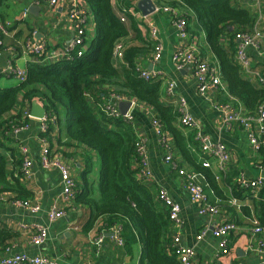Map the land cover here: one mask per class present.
I'll return each mask as SVG.
<instances>
[{"label":"crops","instance_id":"0c3cea01","mask_svg":"<svg viewBox=\"0 0 264 264\" xmlns=\"http://www.w3.org/2000/svg\"><path fill=\"white\" fill-rule=\"evenodd\" d=\"M76 1L86 17L84 39L88 40L93 35V18L85 0ZM138 1L112 0L114 11L117 14L123 9L130 11L147 38L152 39L150 30L152 27L155 29L156 37L152 41L160 44V57L154 59L151 50L136 60V66L141 70H155L160 73V102L171 106L175 111L174 125L182 132L185 146L192 158L201 165L207 162V167L215 175L216 189H212L208 186L205 177L197 172L200 173L198 180L208 201L217 205L218 212L213 216L197 213L198 204L190 198L182 176L163 160L164 147L152 125L150 109L148 111V107L135 104L129 109L130 124L136 133V138H143L146 143L145 161L151 171V179L145 182L152 185L155 193L159 190L165 191L166 195L179 205L180 241L182 245L193 248L191 264H264V253L257 248L251 233L252 221L258 222V200L264 202V198L259 197V193L254 195L252 189L246 186L248 182L257 179H260L264 185V150L255 151L248 141L247 132L239 125L224 126L220 110L214 102L225 103L230 100L244 112L246 109L237 99L228 98V94H219L215 91L208 97L200 95L191 68L184 66L177 69L171 62V54L181 42L172 21L173 13L165 9L170 7L160 6L157 0H150L155 10L143 16L137 8ZM237 2L253 15L254 22L249 31L259 32L256 46L246 48L250 70L264 77V0H260L257 4L250 0H237ZM70 3L71 0H55L54 4H50L49 0H0V26L3 28L0 29V89H6L5 79H17L9 73L11 68L25 69L27 62L33 58L25 49L28 41L45 42V52L41 55L40 61L50 62L62 58L75 29V24L68 18ZM31 5L38 7V10L29 11ZM173 9L180 16L187 13L178 8ZM24 11L26 15H23ZM186 17L187 31L190 39L196 41L199 56L210 65L218 66L205 42L203 29L194 16L187 14ZM133 43L137 44L138 41L134 40ZM121 61L122 58H114L117 67L122 63ZM251 81L259 87L257 79ZM170 84L171 90L168 88ZM108 100L109 98H106L104 102ZM26 109L29 112L30 105L26 107L19 103L16 110L24 112ZM183 114L192 118V125L180 124L179 119ZM28 117L27 125L17 132L10 131L3 145L15 149L14 153L20 158L19 146H26L32 165L30 176L20 178L30 194L24 201L37 205L39 210L31 213L11 203L15 200L12 193H0V228L16 234L8 243L9 246L4 248L0 246V258L26 253L30 256L47 257L57 264H139L142 257L141 243L129 222L123 217H102L89 231L84 230L91 215L89 208L74 202V199L62 200L58 170L53 168L45 170L40 166L43 144L40 138H43L41 134L44 133L40 132V127L43 123L47 124V120L36 119L30 115ZM47 130L52 137L51 154L59 156L69 164L76 182V190L80 189L81 175L88 164L83 150L75 144L62 145L56 142V137L61 142L66 140L61 125L51 124L50 128L47 126ZM197 134L206 136L211 143L220 142L224 145L229 159L222 170L218 168L217 160L209 158L200 151L199 142L196 140ZM166 141L179 168L193 171L188 163L178 156L167 137ZM90 163L92 171L89 176L93 182L94 195H97L99 159L96 154L92 153ZM14 169L18 167L9 164L11 173L8 178L12 179ZM155 196L156 202L167 210L158 200L157 194ZM56 203L64 210V214L56 220H50L48 213ZM225 221L235 222L239 230L227 236V251L221 253L219 248L221 239L214 237L210 231L214 226ZM170 225L169 241L171 242L173 232L171 221ZM37 227L46 230V237L40 245L31 242V236ZM114 229H119L121 233L123 240L121 245H118L113 238ZM203 229L208 230L198 239L197 236ZM99 236L102 237L100 243L91 242Z\"/></svg>","mask_w":264,"mask_h":264},{"label":"trees","instance_id":"16d2710c","mask_svg":"<svg viewBox=\"0 0 264 264\" xmlns=\"http://www.w3.org/2000/svg\"><path fill=\"white\" fill-rule=\"evenodd\" d=\"M157 2L160 6L184 10L187 13L182 16L186 21L187 14L195 17L205 33V42L216 59L228 94L248 113L254 114L264 100V86H255L235 58L236 35L249 31L254 22L249 10L237 0ZM85 3L93 18V35L84 39L81 54L72 51L50 62L40 61L42 56H33L26 64L24 80L16 86L0 89V193H12L13 198L19 200L30 195L20 179L21 158L14 153L15 149L5 147L3 141L8 139L10 131L28 123L29 117L16 110L17 105L28 107L36 99L46 110L47 126L61 125L64 129L66 140L61 142L56 137V142L75 144L87 159L80 189L77 188L74 196V202L90 210L84 230L89 231L102 217L121 216L129 222L141 243L139 264H179L170 246L171 225L167 210L156 202L157 193L152 185L140 177L136 133L130 122L106 115L100 105L106 98L110 100V96L116 95L148 107L178 156L191 170L200 172L212 189H216L215 175L209 167L198 164L187 150L182 132L174 125L175 111L160 102L161 80L139 77L136 60L154 50L152 39L142 33L130 12L121 10L117 14L112 0H85ZM134 40L138 43H133ZM118 43L123 46L119 67L114 64L113 57ZM41 137L47 141L51 152L49 130ZM92 153L99 159L97 195H94L89 176ZM11 163L18 167L12 171V179L8 178ZM258 193L264 198V185ZM257 207L258 222L264 227V202L259 199ZM15 236L14 232L0 228V246H9Z\"/></svg>","mask_w":264,"mask_h":264},{"label":"built area","instance_id":"2783aa9c","mask_svg":"<svg viewBox=\"0 0 264 264\" xmlns=\"http://www.w3.org/2000/svg\"><path fill=\"white\" fill-rule=\"evenodd\" d=\"M250 1L257 4L260 0ZM49 2L50 4H54L55 0H49ZM165 9L173 13L172 21L177 32V37L180 39L181 42L178 46L174 48L171 54L172 64L177 69L182 68L184 66H189L191 68L192 75L196 81V89L200 95L208 97L211 93L215 91L219 94L224 93L227 95V88L221 80L219 67L210 65L204 58L199 56L196 41L190 39L189 37L186 19L180 16V14L173 8ZM123 11L127 12L128 10L123 9ZM23 15H26V11H24ZM68 18L70 19V22H73L75 24V29L73 38L65 49L63 56L69 55L72 51H75L77 55H80L83 50L82 45L85 37L84 26L86 23V17L84 12L79 9L76 0H71L70 9L68 11ZM121 20H124V18H121ZM0 29L2 30L3 28L0 26ZM236 36L237 46L235 58L237 63L241 66L245 74H247L253 80L257 79L258 83L264 86V77L251 72L249 67V57L246 52L247 47L256 46L259 32L256 30L240 32ZM150 37L152 38V40H154V38L156 37V31L153 27L150 30ZM25 49L27 52L32 54V56L40 57L43 52H45V42L28 41L25 44ZM122 50V44H116L113 51V57L121 59ZM160 54V44L158 42L154 43L153 58L158 59L160 57ZM9 73L14 75L19 81H22L25 78V69L11 68L9 70ZM139 77L143 78L144 80H156L160 78V73L155 70L139 69ZM171 87L172 86L170 84L168 86L169 90H171ZM228 96V98H232L229 94ZM116 100L130 101L131 106L129 107V109L133 105L137 104L132 99H123L116 95H112L110 96L109 101L103 102L100 105L101 109L106 115L110 117H121L124 120L130 122L131 115L129 114V109L124 115H122L118 110L117 105L114 103L116 102ZM214 103L215 106L220 110L221 121L224 126L232 127L233 125H239L247 132L248 141L255 151L264 149V100L259 104L254 114H250L247 111L244 112L242 108L233 105L230 100L225 103H218L217 101H215ZM23 113L26 116H29L28 110H25ZM45 118L46 116L43 119L45 120ZM150 118L152 125L156 130V134L161 138V142L164 147L163 160L169 163L172 168L176 169L179 176H182L185 188L188 191L190 198L198 204L197 213L200 215H215L218 212L217 205L211 204L208 201L203 191L202 185L198 180L200 173L179 168L177 162L173 158V153L166 141V136L164 132L161 130L160 124L157 122L156 119L152 117V115L150 116ZM179 122L182 126H190L193 124L192 118L187 114H183L180 117ZM24 127L16 128L13 131L17 132ZM46 130L47 124L43 123L40 127V132H46ZM40 140H42L43 143L39 161L41 168L45 170L52 168L58 170L61 183L60 197L62 200L72 201L76 192V182L71 174L69 164L59 156L51 154L49 146L45 139L40 138ZM196 140L199 142L200 151L209 158L217 160L218 168L222 170L229 159V154L224 145L220 142L211 143L209 139L202 134H197ZM145 148V140L143 138H136V154L141 163L140 177L143 180L148 181L151 179V171L147 167L145 161ZM19 153L22 160L20 167L22 178H28L30 176V167L32 165V162L29 157V152L26 146H19ZM202 165L207 167L208 163L205 162ZM246 186L252 189L254 195H257L259 189L262 186V182L260 179H257L248 182ZM157 196L158 200L167 208V215L173 226L170 246L176 254L179 264H191L194 252L193 248L182 245L180 241V231L178 229L181 224L179 215L180 207L176 202L169 198L166 195V192L163 190H159L157 192ZM11 203L13 205L20 206L31 213H35L39 210V207L37 205L31 204L29 201L26 200L24 201L15 199ZM63 214L64 210H62V208H60L59 205L56 203L52 206L51 210L49 211L48 218L50 220H56L62 217ZM207 230L208 229H203L197 236V238L200 239L207 232ZM238 230L239 226L233 221H225L219 225L214 226L211 229L210 233L214 237L221 239L219 243L221 253H225L227 251V236L232 232H237ZM112 233L114 240L117 242L118 245H121L123 240L121 238V233L119 229H114ZM251 233L254 236L257 248L259 249V251L264 253V227L261 226L256 220H254L252 221ZM45 237L46 230L43 227H37L35 229L34 234L31 236V242L34 245H40L44 241ZM101 240L102 237L99 236L93 239L91 242L94 244H98L101 242ZM0 264L57 263L54 260L44 256H30L26 253H21L0 258Z\"/></svg>","mask_w":264,"mask_h":264},{"label":"water","instance_id":"95a60500","mask_svg":"<svg viewBox=\"0 0 264 264\" xmlns=\"http://www.w3.org/2000/svg\"><path fill=\"white\" fill-rule=\"evenodd\" d=\"M137 8L143 16H146L155 10V6L150 0H139ZM33 9L38 10V7L36 8L35 5H31L28 10L32 11ZM116 104L122 115H124L131 106V102L128 100H117ZM29 115L36 119H43L46 116V110L42 104H40L36 99H33L30 103Z\"/></svg>","mask_w":264,"mask_h":264},{"label":"rangeland","instance_id":"374dc122","mask_svg":"<svg viewBox=\"0 0 264 264\" xmlns=\"http://www.w3.org/2000/svg\"><path fill=\"white\" fill-rule=\"evenodd\" d=\"M5 80H6L4 83L5 88L11 87L12 85H16L20 82L18 79H15V78H10V79H5Z\"/></svg>","mask_w":264,"mask_h":264}]
</instances>
